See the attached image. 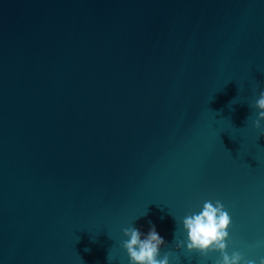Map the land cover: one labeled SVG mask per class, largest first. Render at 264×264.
Here are the masks:
<instances>
[{
	"label": "water",
	"instance_id": "water-1",
	"mask_svg": "<svg viewBox=\"0 0 264 264\" xmlns=\"http://www.w3.org/2000/svg\"><path fill=\"white\" fill-rule=\"evenodd\" d=\"M261 91L264 0H0V264H130L151 225L217 264L176 247L217 200L260 264Z\"/></svg>",
	"mask_w": 264,
	"mask_h": 264
},
{
	"label": "clouds",
	"instance_id": "clouds-1",
	"mask_svg": "<svg viewBox=\"0 0 264 264\" xmlns=\"http://www.w3.org/2000/svg\"><path fill=\"white\" fill-rule=\"evenodd\" d=\"M254 106L258 110L254 125L257 129H264L261 124L264 121V91L259 93ZM231 225V216L223 203L219 200L215 203L205 201L200 212L191 213L183 219L187 239L176 241V247L183 248L186 244L189 252H198L204 258L210 253L219 252L221 259L217 264H257L254 259H245L240 252L229 255L227 249ZM123 234L126 239L122 246L130 258V264H170V252L159 258L165 240L159 235L155 225H151L147 234L141 233L134 226L124 228ZM260 264H264V258L260 259Z\"/></svg>",
	"mask_w": 264,
	"mask_h": 264
}]
</instances>
